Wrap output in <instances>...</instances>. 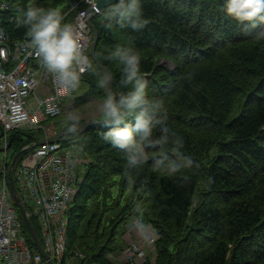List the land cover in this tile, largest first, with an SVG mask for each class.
<instances>
[{"label": "trees", "instance_id": "trees-1", "mask_svg": "<svg viewBox=\"0 0 264 264\" xmlns=\"http://www.w3.org/2000/svg\"><path fill=\"white\" fill-rule=\"evenodd\" d=\"M0 1L9 4L0 10L2 24L11 39L22 40L27 29L12 17L31 3L63 8L69 0ZM221 4L140 0L148 20L140 31L119 18L105 29L111 6L93 16L96 56L112 74V94L127 88L120 84L122 67L105 57L118 46H131L140 54L149 97L162 102L183 147H147L149 159L128 169L123 153L102 139L109 126H93L67 140L88 159L68 211L67 254H84L77 264H116L110 254L122 247L119 229L141 202L142 219L157 232L155 264H264V39L256 35L264 25L239 24ZM162 60L174 67L160 65ZM102 76L92 61L80 79L85 93L106 99L98 86ZM12 133L9 149L24 132ZM30 137L24 146L43 138ZM170 162L182 165L174 175L165 171ZM89 202L94 206L87 216ZM23 226L32 241L24 220Z\"/></svg>", "mask_w": 264, "mask_h": 264}, {"label": "built area", "instance_id": "built-area-1", "mask_svg": "<svg viewBox=\"0 0 264 264\" xmlns=\"http://www.w3.org/2000/svg\"><path fill=\"white\" fill-rule=\"evenodd\" d=\"M95 3L96 0H69L62 10L65 22L71 23L80 35L86 60L81 75L92 65L89 54L92 31L88 18ZM0 4L4 5L1 11L9 9L6 1ZM11 21H15V17ZM74 87L70 81L62 80L41 66L29 37L11 39L0 19V264H44L45 260L30 232L32 241H29L24 219L12 195L8 175L11 163L8 132L42 128L44 121L60 116L63 101L72 94ZM62 148L60 142L37 145L21 158L14 179L30 218L36 220L42 246L53 263L77 264L84 254L80 251L67 254L68 211L80 181L74 167L88 163V159L69 151L60 153ZM156 239V234L147 233L144 242L127 243L122 250L125 264L145 261V243L155 250Z\"/></svg>", "mask_w": 264, "mask_h": 264}, {"label": "clouds", "instance_id": "clouds-1", "mask_svg": "<svg viewBox=\"0 0 264 264\" xmlns=\"http://www.w3.org/2000/svg\"><path fill=\"white\" fill-rule=\"evenodd\" d=\"M3 8L4 5L0 4V9ZM221 11L237 23H247L251 28L264 25V0H222ZM117 18L134 31L143 30L148 23L140 0H111V7L105 13V29H111L112 22ZM15 21L17 27L27 29L41 66L49 73L59 75L62 80L79 85L86 60L80 35L71 23L65 22L61 9L31 3L20 11ZM256 35L264 39V29ZM105 58L116 61L122 67L120 84L127 91L110 94L101 103L99 119L109 126L102 139L123 153L128 169H135L149 159L147 147L159 148L171 144L172 150L178 152L183 147V139L168 126L169 117L162 102L149 97L147 82L141 75L139 52L131 46H118ZM107 79V76H102L98 86L105 87ZM80 119L79 113L69 112L65 118L66 135L75 136L80 131ZM154 132L157 134L155 139ZM181 167L176 162H170L165 171L174 175ZM130 227L141 231L143 225L136 220Z\"/></svg>", "mask_w": 264, "mask_h": 264}, {"label": "rangeland", "instance_id": "rangeland-1", "mask_svg": "<svg viewBox=\"0 0 264 264\" xmlns=\"http://www.w3.org/2000/svg\"><path fill=\"white\" fill-rule=\"evenodd\" d=\"M60 9H61V11L63 10V8H60ZM161 64L167 65L170 69L174 67L172 62H170L169 60H162L160 65ZM85 85L86 84H84L80 80L79 85H76V87H75V94H72L70 97L65 99V103L63 104L62 114L59 117L50 118V119L44 121L42 124L43 125L42 128L33 129L30 131H25L24 133H20L19 134V140L15 139L13 146L9 150V158L12 159V156H13L16 148L24 146L29 140H31L30 136L44 137V136H46V134L51 136V135H55V134L62 132L64 130V127H65V118L69 114V112L79 113V115L81 117L80 121H82V122L84 120H88V119H91L93 117H96V119H99V117L101 115L100 105L103 102L104 98H102V96H100V95H91V94L88 95L87 93H85V91L87 90L86 89L87 87ZM77 98H79L78 99L79 101L76 100ZM12 132L13 131L8 132V139L9 140H11V137L13 134ZM1 137L2 136H0V138ZM62 145H63V148L61 150H59L60 153L65 152V151H69L70 153L75 154L79 158H83V155H82L83 153L77 148L76 144L73 143V141L62 140ZM0 153H1V150H0ZM83 159H85V158H83ZM85 169H86V165L81 164V163L77 164L74 167V171L79 175L80 178H81V176L83 177ZM114 191L116 192L117 189L115 188ZM128 193H129V191H126V193L124 194V201H125ZM116 195H117V193H116ZM101 199L102 198H100L99 201H102ZM108 200L112 201L111 197L108 198ZM196 202H197V200L195 199L193 206L196 204ZM88 205H89V208H88L87 216L93 210L94 203L89 202ZM143 207H144V205L141 202L139 204H135L134 208L131 209L132 212H131L130 216L127 218V220L124 221V223L122 224V226L119 229V235H120L119 240H118L119 246L125 245L126 240L124 239V234L127 232L128 228H130L131 222H133V220H140L141 221V223L144 226V228L142 229L144 234H147L148 232H150V229L152 230L153 234H156L155 233V227L153 226V224L151 226H149V224L145 220L142 219ZM115 212H116V210L111 211V213H115ZM147 226H149V227L147 228ZM123 239L125 240V242ZM154 247H155V243H154ZM120 248L121 247H119V249ZM118 251H116V252H118ZM151 253L154 255L155 260L153 261V264H155V261H156L155 250L150 246V244H148L146 242L145 243V258L148 259V263H150V260H151V258H150Z\"/></svg>", "mask_w": 264, "mask_h": 264}, {"label": "water", "instance_id": "water-1", "mask_svg": "<svg viewBox=\"0 0 264 264\" xmlns=\"http://www.w3.org/2000/svg\"><path fill=\"white\" fill-rule=\"evenodd\" d=\"M111 6V0H96L95 3V8H91L90 10V16L88 18V24L92 30L93 33V40L91 43V49H90V57L92 59V61L98 65V67L102 70L103 72V76H107V83L106 86L103 87V92L105 94V98L108 97V95L112 94L113 92V77L111 72L103 65L101 64V62L98 60L97 56H96V47H97V43L99 40V35H98V31L96 30L93 22H92V18L93 16L96 14V12H102L106 7ZM96 9V10H95ZM93 126H108L106 125L102 120L100 119H88V120H84L83 122L80 123V131L77 133V135L82 134L83 132H85L86 130H88L89 128L93 127ZM73 139L72 136L66 135L65 131L63 130L62 132L55 134V135H51L48 138H42V139H37L34 138V141L27 145L24 146L11 160L10 166H9V184L11 187V191H12V195L14 198V201L16 203V205L18 206L21 215L29 229V232L32 236V239L35 243V245L37 246L38 250L41 252V254L43 255L44 259L46 260L47 264H53L50 256L48 255V253L45 251V249L42 246L41 240L39 238V235L37 233L36 227L33 224L30 216H29V211L28 208L25 204V202L22 200V198L20 197L19 191L16 187L15 184V179H14V172L15 169L19 163V161L21 160V158L24 156V154H26L28 151H30L31 149H33L34 147H36L37 145H40L44 142H60L62 140H70Z\"/></svg>", "mask_w": 264, "mask_h": 264}, {"label": "crops", "instance_id": "crops-1", "mask_svg": "<svg viewBox=\"0 0 264 264\" xmlns=\"http://www.w3.org/2000/svg\"><path fill=\"white\" fill-rule=\"evenodd\" d=\"M85 158V157H84ZM133 221H135V220H133ZM131 225H132V222H131ZM149 226H147V228H148ZM146 228V229H147ZM148 233H152V230L150 229V232H148ZM124 239L126 240V243H125V245H123L121 248H120V250L118 251V252H116L115 254H110V257L115 261V263L116 264H125V262H124V259H123V256H122V250H123V248L127 245V243L128 244H130V243H137V242H139V241H142V242H144V240H145V238H144V236H143V234H142V231H136V230H133L131 227L130 228H128V230H127V232L124 234ZM123 239V240H124ZM125 240H124V242H125ZM151 246V245H150ZM152 247V246H151ZM153 248V247H152ZM150 258H151V260H150V263H148V259H146L145 258V261H141V260H138L139 261V263H141V264H153V261L155 260L154 259V255L151 253L150 254ZM147 261V262H146Z\"/></svg>", "mask_w": 264, "mask_h": 264}, {"label": "bare ground", "instance_id": "bare-ground-1", "mask_svg": "<svg viewBox=\"0 0 264 264\" xmlns=\"http://www.w3.org/2000/svg\"><path fill=\"white\" fill-rule=\"evenodd\" d=\"M208 176V175H207ZM136 221V220H135ZM133 223V222H132ZM148 223V222H147ZM149 224V226H151L152 224L151 223H148ZM143 225V224H142ZM143 228H144V226H143ZM142 228V229H143ZM142 231V230H141ZM155 233H156V235H157V232H156V229H155ZM142 234H143V236H144V238H145V234L143 233V231H142ZM53 262V261H52ZM44 264H47V262H46V260H44ZM54 264V263H53Z\"/></svg>", "mask_w": 264, "mask_h": 264}]
</instances>
